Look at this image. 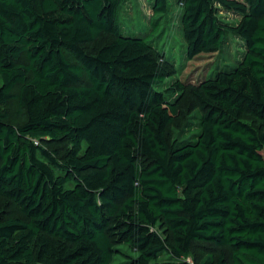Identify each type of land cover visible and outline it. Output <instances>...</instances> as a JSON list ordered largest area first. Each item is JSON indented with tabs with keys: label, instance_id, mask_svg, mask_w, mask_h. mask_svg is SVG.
Segmentation results:
<instances>
[{
	"label": "trees",
	"instance_id": "16d2710c",
	"mask_svg": "<svg viewBox=\"0 0 264 264\" xmlns=\"http://www.w3.org/2000/svg\"><path fill=\"white\" fill-rule=\"evenodd\" d=\"M124 1L0 0V197L21 212L0 218V264H191L200 241L264 264V0H180L188 58L232 35L244 51L191 88L196 128L173 141L188 84L123 34ZM120 243L137 255L116 263Z\"/></svg>",
	"mask_w": 264,
	"mask_h": 264
},
{
	"label": "rangeland",
	"instance_id": "374dc122",
	"mask_svg": "<svg viewBox=\"0 0 264 264\" xmlns=\"http://www.w3.org/2000/svg\"><path fill=\"white\" fill-rule=\"evenodd\" d=\"M167 1L168 10L162 14H155V0H125L120 10L119 20L124 35L139 36L149 40L161 56L173 61L177 68V74L173 79L188 84L187 89L176 98L178 112L167 130L168 141H173L188 137L196 128H193L192 123L197 121L199 110L191 96V88L213 72L219 64L236 63L240 60L244 44L238 37L232 35L221 52L201 53L193 58H188L181 23L183 5L180 0ZM220 15L228 23H237L240 20L237 13L222 10ZM155 19L156 21H154ZM108 39V35L103 34L97 42L89 44L87 47L90 51H95ZM9 112L15 122L22 116L16 101H12L9 105ZM256 123L258 124L257 121ZM53 145H57L62 153L66 151V144ZM49 147L53 146L49 144ZM20 214L21 212L14 202L0 197V218ZM159 229L165 231L162 226ZM118 246L120 252L115 257L116 263L129 255H137V252L126 244L120 243ZM221 251L225 254L226 263L233 264L230 247H218L207 241L194 242L191 254L187 259L191 264H197L206 254H214L217 258Z\"/></svg>",
	"mask_w": 264,
	"mask_h": 264
}]
</instances>
